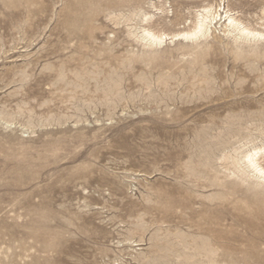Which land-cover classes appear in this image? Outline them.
Returning <instances> with one entry per match:
<instances>
[{"label":"rangeland","instance_id":"374dc122","mask_svg":"<svg viewBox=\"0 0 264 264\" xmlns=\"http://www.w3.org/2000/svg\"><path fill=\"white\" fill-rule=\"evenodd\" d=\"M226 11L264 32V0H0V264H264V41Z\"/></svg>","mask_w":264,"mask_h":264},{"label":"bare ground","instance_id":"6f19581e","mask_svg":"<svg viewBox=\"0 0 264 264\" xmlns=\"http://www.w3.org/2000/svg\"><path fill=\"white\" fill-rule=\"evenodd\" d=\"M210 5V4H209ZM208 5V7H204V8H202V9H200V11H198V13H197V18H196V22H194L193 24V26H194V28H193V30L192 31H190V32H184V33H181V35L180 34H176V35H172V38H183L184 40H193V39H198V38H205L206 36H208L207 34H208V32H210L209 31V27L213 24V22H215V24H216V19L218 18V17H220V14H219V10H217V9H215V8H212L213 7V5H212V7L211 6H209ZM152 6V5H151ZM205 6V5H204ZM73 7V6H72ZM218 8V7H217ZM221 10V9H220ZM100 11V10H99ZM221 12V11H220ZM235 13H237V12H235ZM143 15V14H142ZM141 15V16H142ZM262 15H263V13H262ZM80 16V15H79ZM147 16V15H146ZM145 16V17H146ZM236 16V15H235ZM261 16V15H260ZM264 16V15H263ZM71 17H73V16H71ZM149 16H147V18H148ZM142 18V17H141ZM150 18V17H149ZM224 18H226L225 19V21H223V22H226V24H225V28L227 29V31L228 32H230V33H232V32H237V36H239L240 38L242 37V39L244 38V39H247V40H249V41H251L250 39L252 38V40H254V39H257V40H262V41H264V32L262 31V32H257V31H253V30H249L248 28H246V27H244V26H242L241 25V23L240 22H237L236 21V19L233 17V14H231V12L229 13L228 11H226L225 12V17ZM262 18V17H261ZM140 19V18H139ZM142 20H143V18H142ZM147 21V20H146ZM221 21V20H220ZM151 22V21H150ZM158 22V21H157ZM145 23V22H144ZM220 23V22H219ZM262 23V22H261ZM261 23H259V24H261ZM141 24V23H140ZM176 24V23H175ZM64 25V24H63ZM67 25V24H66ZM79 25V24H78ZM150 25V24H149ZM170 26V25H169ZM263 26H264V24H263ZM168 27V26H167ZM213 27V26H212ZM214 28V27H213ZM212 28V29H213ZM256 28V27H255ZM264 28V27H263ZM262 28V29H263ZM135 29H136V27H135ZM215 29V28H214ZM252 29V28H251ZM150 30V29H149ZM157 30V29H156ZM161 30V29H160ZM255 30V29H254ZM139 31V30H138ZM164 31V30H163ZM168 31V30H167ZM77 32H78V30H77ZM134 32V31H133ZM132 32V33H133ZM141 32H142V30H141ZM129 33V32H128ZM154 33H155V31H154ZM163 33V32H162ZM169 33V32H168ZM226 33V32H225ZM143 34V33H142ZM156 34V33H155ZM155 34H153V33H151L150 31H145L144 30V35H145V39H146V37L149 39V41L151 42L150 44H151V46L153 45H161L165 40H167V37H168V35L166 36V34H159V35H155ZM215 34H216V32H215ZM236 34V33H235ZM67 35V34H66ZM78 35V34H77ZM80 35V34H79ZM170 35V36H171ZM134 36V35H133ZM138 37V36H137ZM142 37V36H141ZM172 38L171 39H169V40H172ZM236 38V37H235ZM137 39V38H136ZM236 39H239V38H236ZM147 40V39H146ZM203 40V39H202ZM241 40V39H240ZM72 41V40H71ZM143 42V41H142ZM167 42V41H166ZM173 42V41H172ZM199 42V41H198ZM252 42V41H251ZM254 42V41H253ZM256 42V41H255ZM257 42H259V41H257ZM256 42V43H257ZM144 43V42H143ZM236 43V42H235ZM255 43V44H256ZM145 44V43H144ZM148 44V43H147ZM192 44V43H191ZM254 44V45H255ZM146 45V44H145ZM149 45V44H148ZM233 45V44H232ZM247 45V44H246ZM236 46V45H235ZM151 50V49H150ZM153 50V49H152ZM132 61V60H131ZM249 62H251V61H249ZM147 64H148V62H147ZM245 65V64H244ZM241 78V77H240ZM200 82H202V80L200 81ZM263 148V147H262ZM251 150H253L252 152H251ZM250 150V152L248 151V153H245V155H244V157H243V161L241 162V163H244V165H243V168H245L244 166H246V168H247V170H249V169H251V171H252V174L253 173H255L256 175H257V177L259 178V179H262V181L264 180V169L263 168H261L259 165H258V163L256 162L257 161V158H256V156L258 155V151H260L259 150V148H257L256 150L255 149H251ZM262 151V150H261ZM260 154V153H259ZM236 159V158H235ZM240 159V158H239ZM232 160H234V159H232ZM237 162V161H236ZM234 163V162H233ZM239 163H240V160H239ZM240 163V166L242 167V164ZM235 165H236V163H235ZM239 166V165H238ZM236 167H237V165H236ZM245 168V169H246ZM241 169V168H240ZM239 169V170H240ZM233 170H234V167H233ZM237 171V170H236ZM250 171V172H251ZM230 172V171H229ZM249 172V173H250ZM238 173V172H237ZM236 174V173H235ZM245 174V173H244ZM248 174V173H247ZM251 174V175H252ZM249 175V174H248ZM232 176V175H231ZM242 177V176H241ZM253 177V176H252ZM216 181H217V179H216ZM225 199V198H224ZM227 199V198H226ZM229 200V199H228Z\"/></svg>","mask_w":264,"mask_h":264}]
</instances>
